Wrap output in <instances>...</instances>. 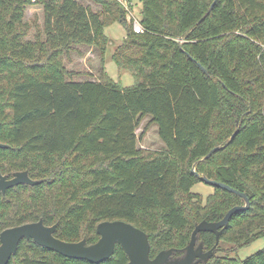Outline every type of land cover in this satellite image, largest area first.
I'll list each match as a JSON object with an SVG mask.
<instances>
[{"label": "trees", "instance_id": "1", "mask_svg": "<svg viewBox=\"0 0 264 264\" xmlns=\"http://www.w3.org/2000/svg\"><path fill=\"white\" fill-rule=\"evenodd\" d=\"M92 1L101 10L36 0L40 28L24 19L31 0H0V171L10 177L25 170L38 181L0 194V231L42 219L56 224V237L90 244L99 222L120 219L145 231L150 257L173 248L171 257L181 258L198 222L244 203L213 185L205 198L193 192L201 181L194 167L249 198L219 242L235 251L264 237V0H139L138 33L119 1ZM107 17L126 25L112 59L133 75L130 86L107 74L72 79L62 62L78 45L104 53ZM145 116L163 149L137 146ZM214 146L221 147L203 158ZM197 243L209 250L215 234L198 232ZM216 252L199 264H264V247L244 259ZM127 261L119 244L93 263L23 238L7 264Z\"/></svg>", "mask_w": 264, "mask_h": 264}, {"label": "water", "instance_id": "2", "mask_svg": "<svg viewBox=\"0 0 264 264\" xmlns=\"http://www.w3.org/2000/svg\"><path fill=\"white\" fill-rule=\"evenodd\" d=\"M213 3L214 1L198 22L208 14ZM198 65L206 72L203 66L199 63ZM3 146L5 144L0 142V147ZM220 147L214 146L203 158H208ZM191 172L199 176L201 181L208 185L217 186L237 194L243 199L244 203L232 206L217 221L201 220L198 222L191 232L189 243L184 248L185 252L181 258L171 257L173 248L160 250L153 257H150V243L145 231L124 220L116 219L99 222L96 226L98 239L88 244L85 239L65 241L56 237L54 235L56 224L45 225L42 219H39L37 221L7 227L0 231V264L8 263L11 256L16 252L20 240L23 238L32 239L35 243L52 249L64 256L86 259L93 263H99L108 258L112 254L116 244H119L127 254L128 261L126 264H199L200 261L206 262L215 254V246L219 242L220 233L228 224L232 214L238 210L246 209L250 201L244 192L226 183L210 179L205 175H200L194 167L191 168ZM37 182L25 170L13 172L10 177L0 171V194L17 184L26 183L33 185ZM201 231H210L215 234V244L209 250L204 251L202 243H197V234Z\"/></svg>", "mask_w": 264, "mask_h": 264}, {"label": "rangeland", "instance_id": "3", "mask_svg": "<svg viewBox=\"0 0 264 264\" xmlns=\"http://www.w3.org/2000/svg\"><path fill=\"white\" fill-rule=\"evenodd\" d=\"M85 5L90 6L93 10H101V6L92 0H77ZM25 10L24 19L37 22L41 28L43 24L42 5L37 4L36 0ZM128 13L132 14L133 19L140 21L141 2L139 0H126ZM109 22L104 28V33L108 37V43L105 52H101L97 46L78 45L71 50L68 55L63 56V64L65 68L72 73L71 77L75 80L98 79L107 74L111 79L119 82L122 86H130L135 82L133 75L126 69L118 67L112 59L115 49L122 43L126 36V25L119 20L112 21L108 17L105 18ZM127 24L130 22L126 19ZM35 27L30 30L29 38H33ZM138 137L137 146L146 151L163 149L164 144L159 138L157 126L150 121V116H145L140 120L136 129ZM193 192L200 193L203 198L213 193V187L202 181L192 186ZM217 255L237 256L244 259L248 255L258 251L264 247V237L258 238L249 244H246L235 251L234 244L220 241Z\"/></svg>", "mask_w": 264, "mask_h": 264}, {"label": "built area", "instance_id": "4", "mask_svg": "<svg viewBox=\"0 0 264 264\" xmlns=\"http://www.w3.org/2000/svg\"><path fill=\"white\" fill-rule=\"evenodd\" d=\"M32 1H35V0H32ZM117 1H119L124 6V8L126 9L125 16H126V19L130 22V25L132 27V30L134 32H137V33L138 32H142L143 31V27H142V24L140 23V21H138L136 19H133L132 14H130V13L127 12L129 8L125 4L126 3V0H117Z\"/></svg>", "mask_w": 264, "mask_h": 264}]
</instances>
